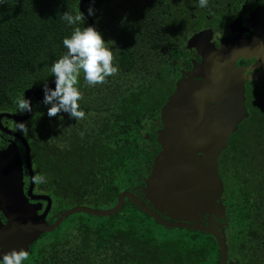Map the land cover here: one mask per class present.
<instances>
[{
  "label": "trees",
  "instance_id": "obj_1",
  "mask_svg": "<svg viewBox=\"0 0 264 264\" xmlns=\"http://www.w3.org/2000/svg\"><path fill=\"white\" fill-rule=\"evenodd\" d=\"M80 1L0 0V113L20 115L17 98L25 97L27 89L42 90L45 82L48 86L53 82L48 69L65 51L62 38L74 27L60 17L64 11H80ZM140 2L146 10L156 1ZM127 3L107 0L85 5V11L90 4L94 8L95 28L108 41L118 66L115 75L94 87L87 86L82 75L78 78L85 117L75 120L64 112L49 117L47 106L32 98L33 113L24 122L28 127L24 137L35 177H45L44 183L35 180V184L54 196V214L75 205L113 207L122 191L140 186L159 150L155 131L175 69L162 66L157 58L156 23H128L142 20L143 12H132ZM84 26H89L86 18L79 24ZM254 114V121L233 136L220 160L231 212L229 256L237 264H264V109ZM219 261L213 235L165 227L126 199L122 209L110 216H69L31 247L22 264Z\"/></svg>",
  "mask_w": 264,
  "mask_h": 264
},
{
  "label": "water",
  "instance_id": "obj_2",
  "mask_svg": "<svg viewBox=\"0 0 264 264\" xmlns=\"http://www.w3.org/2000/svg\"><path fill=\"white\" fill-rule=\"evenodd\" d=\"M96 0H81L80 11L95 28L85 5ZM194 41V38L190 40ZM201 69L202 80L183 73L175 91L160 110L162 128L156 131L161 151L153 159L144 184L122 191L116 205L97 208L75 205L55 216L48 215L53 199L47 194H35V174L31 164L30 146L20 133L3 126L2 119L25 122L33 113L32 98L42 101L43 90L30 88L25 98L31 111L24 114L0 113V130L21 141L11 140L0 150V256L15 249L28 253L46 233L56 230L62 222L76 213L110 216L119 212L126 199L170 228H187L214 236L220 249L219 264H237L229 259V246L224 225L226 205L222 200L224 183L220 175L219 158L229 146L231 135L249 116L245 100V84L234 63L221 65L207 60ZM54 87V81L48 86ZM26 169V170H25ZM30 182L26 191L25 173ZM135 191H141V196ZM44 202L46 207L44 208ZM208 215V222L202 218ZM216 220L215 225L212 223Z\"/></svg>",
  "mask_w": 264,
  "mask_h": 264
},
{
  "label": "flooded vegetation",
  "instance_id": "obj_3",
  "mask_svg": "<svg viewBox=\"0 0 264 264\" xmlns=\"http://www.w3.org/2000/svg\"><path fill=\"white\" fill-rule=\"evenodd\" d=\"M103 1L107 0H96L95 2ZM155 1L151 2L144 10L146 5L142 4L140 0H128L127 5L132 12H143L142 20H131L128 23H156L158 27L157 58L162 66L169 65L175 69V77L168 97L175 91L176 83L183 73H191L197 81L202 80L201 69L197 67L206 60L211 62V65L212 61L221 62V65L225 66L231 62L234 63L245 84V104L249 116L239 124L238 129L231 135L228 148L222 152L219 158L220 168V160L230 149V141L233 136L239 134L246 122L251 123L254 121V117L260 115V112L255 115L254 110L264 109V0H208L206 8H198L196 0ZM193 38L194 41L189 46V42ZM257 120L259 121V118ZM2 124L8 129L20 133L16 131V121L3 118ZM160 128H162L161 122L156 131ZM146 136L150 137L149 134ZM11 140L17 142L19 146L22 145L16 137L7 135L0 130V145L6 144L0 150L7 147ZM158 145L157 154L161 151V146ZM21 154L24 159V148ZM150 166L151 164L147 167V173L142 177L139 185L144 184L143 179L149 175ZM27 175L26 171L25 182ZM223 183L225 190L222 200L226 205V218L219 223L224 225L227 238L231 212L224 180ZM28 185L26 182V191ZM138 192L141 194V191ZM34 193L51 196L46 189H38L36 184ZM52 199L53 205L48 215L50 223L54 222L55 216L62 212L58 211L59 213L54 214V196ZM45 207L46 202H44ZM202 220L208 222V215H205ZM215 222L216 220L212 225H215ZM229 259L232 260L230 256Z\"/></svg>",
  "mask_w": 264,
  "mask_h": 264
},
{
  "label": "clouds",
  "instance_id": "obj_4",
  "mask_svg": "<svg viewBox=\"0 0 264 264\" xmlns=\"http://www.w3.org/2000/svg\"><path fill=\"white\" fill-rule=\"evenodd\" d=\"M198 8H206L208 0H196ZM88 16L94 15L91 4L86 9ZM84 13L75 14L64 11L60 19L72 27L69 35L62 38L63 54L52 62L49 72L53 77L54 87L49 88L47 82L43 84L42 104L47 106V115L56 116L60 112L67 113L69 118L80 120L85 117V112L80 108L81 92L77 87V80L82 75L83 82L89 86L105 82L106 78L118 72L114 63L112 48L108 46L99 31L93 26L79 27L84 21ZM17 111L21 114L30 112L31 104L22 95L16 100ZM16 131L22 135L28 132L24 122H16ZM20 148V146H19ZM40 183L45 182V177H34ZM28 259V252L24 249L11 250L0 256V264H22Z\"/></svg>",
  "mask_w": 264,
  "mask_h": 264
}]
</instances>
